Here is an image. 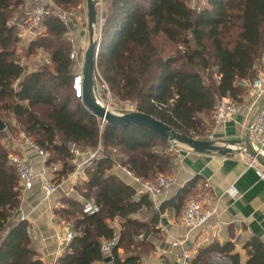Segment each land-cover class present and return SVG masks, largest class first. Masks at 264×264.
Wrapping results in <instances>:
<instances>
[{
	"label": "trees",
	"instance_id": "16d2710c",
	"mask_svg": "<svg viewBox=\"0 0 264 264\" xmlns=\"http://www.w3.org/2000/svg\"><path fill=\"white\" fill-rule=\"evenodd\" d=\"M192 2L108 0L95 86L98 78L114 97L133 104L136 111L182 135L204 139L214 127L219 100L228 97L238 106L260 71L264 73V0H206L196 6ZM32 4L0 0V111L11 113L17 121L5 123L0 130V264H46L34 247L28 222L15 219L23 189L10 157L21 154L3 143L7 130L14 136L24 132L46 152L45 165L54 170L57 177L52 180L58 185L76 170L73 143L83 150L100 151L76 185L85 200L100 210L89 214L74 197L60 200L55 213L72 226L74 236L56 264H95L108 258L113 264H142L143 256L156 251L149 238L158 232L167 204L156 210L151 195L139 194L138 186L114 168L126 167L143 181L172 175L179 143L165 141L137 124L103 122L77 96L70 34L79 25L73 19L64 22L58 10L79 9L83 15L86 0H50L45 31L28 40L26 49L28 57L44 51L49 62L29 72L18 48L23 41L21 26H28L26 11ZM160 40L178 45L176 52L167 55ZM195 188L196 182L191 181L179 192L178 210L184 211L195 198ZM144 211L149 212L147 219L136 217ZM117 236L112 253L105 254L103 244ZM247 250V264H264L259 240H250ZM234 252L231 242L212 243L189 264H211L213 254L240 264V255Z\"/></svg>",
	"mask_w": 264,
	"mask_h": 264
},
{
	"label": "crops",
	"instance_id": "0c3cea01",
	"mask_svg": "<svg viewBox=\"0 0 264 264\" xmlns=\"http://www.w3.org/2000/svg\"><path fill=\"white\" fill-rule=\"evenodd\" d=\"M28 34L32 35L30 32ZM84 36L85 32L80 28L71 32V37L80 43L84 41ZM263 97H257L251 84L249 94L237 106L235 120L220 126L214 124L210 133L215 136V144L225 146L231 140L244 141L251 122H255ZM7 139L8 145L4 144L32 159L40 175L31 189L22 192L21 206L15 219L28 222L34 247L41 259L46 264H56L66 245L62 238L72 230V226L61 219L55 209L62 204L60 200L64 196L84 202L85 198L76 188L85 177L84 171L78 178L71 175L63 178L57 192L46 199L42 190V177L54 179L57 177L54 170L44 164L31 145L21 138L16 140L8 130ZM251 141L255 147L258 145L253 131ZM229 146L230 151L225 155L218 152L197 153L182 144L176 147L172 174L176 181L156 200L153 199L156 210L162 204H167L160 214L158 232L149 238L156 251L143 256L142 264H189L200 249L212 243L224 245L229 242L235 246L234 253L240 255V264H247L248 242L257 239L264 246V181L259 174V171L264 172V167L258 162L256 166L250 165L252 157L241 150L246 147L245 142L243 145ZM90 151L87 149L81 159L85 160ZM122 167L117 165L114 172L132 183ZM191 181L196 182L197 195L193 199H201L205 208L213 211L204 226L193 230L183 224V209L178 210L176 207L179 192ZM231 186L235 187L234 194L229 193ZM148 215L149 212L144 211L136 217L147 219ZM114 224L119 227L118 220ZM176 240H182L183 244L174 246ZM119 253L123 255L124 250L120 248ZM211 264L232 263L224 256L213 254Z\"/></svg>",
	"mask_w": 264,
	"mask_h": 264
},
{
	"label": "built area",
	"instance_id": "2783aa9c",
	"mask_svg": "<svg viewBox=\"0 0 264 264\" xmlns=\"http://www.w3.org/2000/svg\"><path fill=\"white\" fill-rule=\"evenodd\" d=\"M50 0H36L34 4H32L29 9L26 11V14L29 16L30 22L28 26L22 25V35L26 37V35L30 32L32 35L29 37V40L35 38L38 34H41L45 31L44 19L50 13L49 9ZM97 6V24H96V39L100 42L102 36V28L105 22V8L107 6L108 0H95ZM61 19L64 22H68L69 15L68 13L58 10ZM13 22V21H12ZM29 35V34H28ZM72 41L74 40L71 37ZM84 42V41H83ZM86 48L82 45H75L70 54L71 59L75 62L76 69L81 71L77 73L75 76L76 83L83 82V69L85 62V53ZM49 62V60L47 61ZM98 71V70H96ZM103 86L109 90L108 85L104 82ZM252 89L257 97L262 98L264 96V73L260 72L254 83L252 84ZM77 96L81 97L80 91L77 92ZM127 107L125 111L131 112L136 111L135 106L131 103H126ZM104 105V104H103ZM106 106V105H105ZM109 108V106H107ZM238 112L237 105L228 97H223L219 100L215 113H214V122L215 125L220 126L222 124L231 122L235 120V117ZM252 131L255 133L256 140L258 145L257 149L264 153V105L260 110L259 114L256 116L255 122L252 126ZM20 138L25 142L31 145L37 154H39L44 162L46 163L47 154L46 152L38 147L33 140L27 136L24 132L21 133ZM197 139H202L196 137ZM206 140H214L215 136L213 133H209L205 136ZM72 151L75 156L76 170L71 174L73 178H78L85 167L91 164L92 160L95 159L100 153L99 150L88 152V156L85 160L79 161V159L84 154V151L75 143L72 144ZM11 162L17 167L18 174L20 177V184L24 190L31 189L33 184L40 176L35 163L29 157L25 155H11ZM257 160L252 158L250 161L251 166H256ZM121 166V165H119ZM122 167V166H121ZM125 174L131 178L133 184L138 186V193H148L151 197L156 200L166 189L172 186L176 179L172 175H160L155 181H143L139 177L135 176V174L127 169L126 167H122ZM261 179L264 181V172L259 171ZM59 185L54 181L42 177V190L46 199L50 198L55 192H57ZM235 187L231 186L229 188V193L234 194ZM84 212L92 214L98 212L100 207L94 203L93 201L84 200ZM213 211L207 210L205 208L204 202L201 199H193L189 201L184 208L183 211V224L189 228L190 230L200 228L204 226ZM74 236L72 230L68 231L66 235L62 238L66 243L69 242ZM118 242V236L113 240L106 242L103 244V251L105 254L110 255L112 253L113 248L116 246ZM182 240H176L173 242L174 246L182 245Z\"/></svg>",
	"mask_w": 264,
	"mask_h": 264
},
{
	"label": "water",
	"instance_id": "95a60500",
	"mask_svg": "<svg viewBox=\"0 0 264 264\" xmlns=\"http://www.w3.org/2000/svg\"><path fill=\"white\" fill-rule=\"evenodd\" d=\"M87 5V17H88V33H89V43L85 53V62L83 69V82L76 83L74 81V87L76 93L80 91L83 103L87 109H89L93 114L98 116L103 122H108L113 125L121 126L128 124H137L144 126L154 133L158 134L165 141L176 142L182 145L190 147L193 151L197 153H212L218 152L220 154H227L230 151L229 145L244 144L245 148L241 149L244 152L249 153V155L256 159L257 162L264 167V153L257 149L252 141V125L251 122L245 140H231L228 141L227 145L221 146L215 144L213 140L197 139L189 137L187 135H182L178 133L171 126L165 124L164 122L158 120L157 118L140 112L131 111L127 113H116L111 111L107 106L103 105L97 97L96 86H95V73L97 70V59L100 50V42L96 37V24L98 20V12L95 0H86ZM80 85V90L78 89ZM264 105V97L258 108L257 115ZM5 129V124L0 120V130ZM111 258H108L109 262Z\"/></svg>",
	"mask_w": 264,
	"mask_h": 264
},
{
	"label": "rangeland",
	"instance_id": "374dc122",
	"mask_svg": "<svg viewBox=\"0 0 264 264\" xmlns=\"http://www.w3.org/2000/svg\"><path fill=\"white\" fill-rule=\"evenodd\" d=\"M30 4H32V0H29ZM206 2V0H193L192 5L196 6V5H203ZM77 11H79V9H77L76 11L72 10L71 13L69 12V19H73L74 22H78V25L80 29H82L85 32V36H84V42L82 41V45L85 46V48L87 49L88 47V43H89V34H88V17H87V7H85L84 9V14L81 15L80 13H78ZM82 17V18H81ZM78 28L73 29V31H77ZM29 35L26 37H23V41L21 43V45L18 48V54L19 57L21 59V62L23 64H25V66L27 67L28 71H34L36 69H38V67L44 63H46L49 60L48 54H46L44 51H41L38 55H33L32 57H28L26 56V49L28 46V40H29ZM71 37V34H70ZM160 43H162L164 45V49H165V53L168 54H173L176 52V49L178 48V45H174L172 43H168V42H163L162 40H160ZM73 45L77 46L80 45V42L77 40H73ZM81 71H76V73H80ZM96 86H97V97L100 100V102L106 106H109V109L113 112L116 113H124L125 109L127 107V104L125 102H122L121 100H119L118 98L114 97L110 90H107L98 80V78L96 79ZM0 115L3 117V123L9 125H15L17 123L15 117L13 115H11V113L6 114L5 111H0ZM6 124H5V128H6ZM22 133V131H21ZM20 133V136H21ZM210 133V131H209ZM208 133V134H209ZM16 140L20 139V136H14L12 135ZM3 143L5 142L8 145V139L6 138H2ZM83 150V149H82ZM84 153H86V149L84 148ZM91 152V151H90ZM79 161H82V159L80 158ZM75 162V161H74Z\"/></svg>",
	"mask_w": 264,
	"mask_h": 264
},
{
	"label": "bare ground",
	"instance_id": "6f19581e",
	"mask_svg": "<svg viewBox=\"0 0 264 264\" xmlns=\"http://www.w3.org/2000/svg\"><path fill=\"white\" fill-rule=\"evenodd\" d=\"M78 89L80 90V85H78Z\"/></svg>",
	"mask_w": 264,
	"mask_h": 264
}]
</instances>
